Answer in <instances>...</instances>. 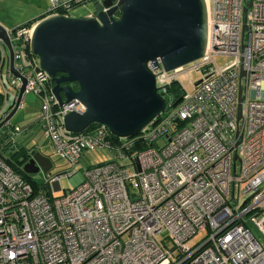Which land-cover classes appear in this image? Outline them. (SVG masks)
I'll list each match as a JSON object with an SVG mask.
<instances>
[{"label":"built area","instance_id":"built-area-1","mask_svg":"<svg viewBox=\"0 0 264 264\" xmlns=\"http://www.w3.org/2000/svg\"><path fill=\"white\" fill-rule=\"evenodd\" d=\"M83 1L48 0L45 13L68 15ZM247 1L205 0L203 54L172 69L149 63L163 97L172 82L183 92L128 137L102 123L67 131L63 115L84 111V103L58 102L28 52L32 24L8 29L23 95L41 97V131L69 166L45 172L36 189L0 154V264H264V0L245 10ZM0 56L14 104L22 80L1 37ZM2 83L0 120L11 108ZM96 148L112 157L70 169ZM126 156L131 169L120 163ZM203 228L205 236L190 243Z\"/></svg>","mask_w":264,"mask_h":264},{"label":"water","instance_id":"water-1","mask_svg":"<svg viewBox=\"0 0 264 264\" xmlns=\"http://www.w3.org/2000/svg\"><path fill=\"white\" fill-rule=\"evenodd\" d=\"M250 4L248 0L244 9ZM95 5L92 13L81 16L44 12L33 23L29 47L53 79L58 102L77 98L86 107L63 115L67 131L81 132L102 123L114 135L128 137L166 106L149 63L172 69L203 54L207 6L205 0H97ZM0 37L12 72L22 80L13 107L10 103L9 113L0 120L1 128L17 111L25 77L13 67L8 28L1 22ZM52 164L50 156L35 150L22 170L47 172Z\"/></svg>","mask_w":264,"mask_h":264},{"label":"rangeland","instance_id":"rangeland-1","mask_svg":"<svg viewBox=\"0 0 264 264\" xmlns=\"http://www.w3.org/2000/svg\"><path fill=\"white\" fill-rule=\"evenodd\" d=\"M42 1V4H45L46 0ZM34 3L35 2L31 4L30 0H0V21L4 25H7L10 29L14 24L18 23L19 25L20 22L26 20H28L29 23L33 25L35 19H31V17L34 12ZM48 3L49 2L47 0V4ZM40 7L42 8V6ZM74 7L76 6L72 7V12ZM77 7H82L79 11L86 13L90 10L93 11L94 3H91V1H86L77 5ZM215 59L218 63H222L224 62L225 57L221 54H218L215 55ZM182 79L185 84L188 82L187 76H182ZM2 80L6 81L5 83L7 87L10 86L6 76V63H4L2 68L0 69V91H3L4 93L5 91ZM160 82V78H157V83L160 84ZM187 89L192 90L193 85H187ZM7 95L8 102L11 103L12 89L8 90ZM166 97L169 103L173 101V96H171V94L166 95ZM41 107L42 99L39 95L34 92H28L27 94H25L22 107L18 108L10 118V123L15 125L16 127V130H10V133H12L11 136L16 142L25 144L27 146L33 145L35 150H39L43 154L50 156L53 164L48 172L53 174L69 166V164L54 151L53 143L49 137L42 133L40 123H38L37 121L35 124H32L37 120ZM4 126L5 124L2 126V129H5ZM111 157L112 155L107 148H96L90 151L83 150L81 152L80 161L75 163L70 169L78 171L79 168H81L83 165L108 160ZM120 163L129 164L130 169L133 167L130 156H126L124 159H120ZM32 174L34 176V179H36L37 181H42L43 179H45L46 173L42 170V168H40L39 170L32 172ZM60 181L61 185L65 188L70 187L73 184L70 180V177L68 176H63ZM62 191L63 190L61 188L53 187L54 196L61 195ZM206 232V228L198 230L196 234L190 239V243H196L201 240L205 236ZM158 236L159 238H162L164 236V233L159 234Z\"/></svg>","mask_w":264,"mask_h":264},{"label":"trees","instance_id":"trees-1","mask_svg":"<svg viewBox=\"0 0 264 264\" xmlns=\"http://www.w3.org/2000/svg\"><path fill=\"white\" fill-rule=\"evenodd\" d=\"M21 24L31 25L29 21ZM28 52L31 54V56H34L35 61L37 62L38 61L37 55L32 54L30 50H28ZM0 62H1V56H0ZM2 82L5 83L6 81L3 80ZM47 84L50 87L53 86L54 82L51 77L48 78ZM69 84L72 85V87L74 88L77 87L76 82H69ZM4 85L6 89L8 90L11 89V86L7 87L6 83ZM182 92H183L182 88L176 82L170 83L166 91L167 94H165L164 97L167 100L168 105L176 103V101H178L181 98ZM2 93L3 91H0V99L2 97ZM168 94H171V96H173V101L170 103L166 97V95ZM0 105H1V101H0ZM36 122L37 120L34 121L32 124H35ZM95 124L96 123H92L86 129H90ZM4 128L5 129H2V127L0 128V154L4 156L5 159L14 167V169L18 171L26 180H29L36 189H40L41 186L38 184L39 182L36 179H34L33 174L27 173L22 170V165L28 160L30 155L35 151L34 146L33 145L27 146L25 144L16 142L12 138L11 136L12 133H10V130H13V124L5 125Z\"/></svg>","mask_w":264,"mask_h":264},{"label":"crops","instance_id":"crops-1","mask_svg":"<svg viewBox=\"0 0 264 264\" xmlns=\"http://www.w3.org/2000/svg\"><path fill=\"white\" fill-rule=\"evenodd\" d=\"M24 1V0H23ZM45 1V0H44ZM86 1H91V3L93 2L94 3V5L97 3V0H86ZM86 1H83V2H80V3H77V4H75L74 6H76V7H74L73 8V12H72V7L70 8V10L68 11V14L69 15H71V16H81V15H84V14H90V13H92V11L90 10V11H88V12H86V13H84V12H82V11H79L82 7H77V5H79V4H81V3H84V2H86ZM33 2H35L34 4H35V6H34V9H33V15H32V17H31V19H38L41 15H43L44 14V12H45V10H46V4H47V0H46V2H45V4H42L43 3V1L42 0H34V1H32V0H30V3L31 4H33ZM40 6H42V8L40 7ZM31 19H29V20H31ZM28 20H26V21H23V22H20L19 24H21V23H25V22H27ZM1 22V21H0ZM2 23V22H1ZM3 24V23H2ZM4 25V24H3ZM18 25V23L17 24H14L13 25V27H15V26H17ZM8 29H10L7 25H5ZM12 28V27H11Z\"/></svg>","mask_w":264,"mask_h":264},{"label":"flooded vegetation","instance_id":"flooded-vegetation-1","mask_svg":"<svg viewBox=\"0 0 264 264\" xmlns=\"http://www.w3.org/2000/svg\"><path fill=\"white\" fill-rule=\"evenodd\" d=\"M26 94H27V93H26ZM24 96H25V94H24L22 97L24 98ZM23 98L21 99V100H22V105H23ZM12 100H14L13 97H12ZM13 105H14V104L12 103V104H11V107H13ZM22 105H21V106L18 105V108L22 107ZM18 108H17V109H18Z\"/></svg>","mask_w":264,"mask_h":264},{"label":"clouds","instance_id":"clouds-1","mask_svg":"<svg viewBox=\"0 0 264 264\" xmlns=\"http://www.w3.org/2000/svg\"><path fill=\"white\" fill-rule=\"evenodd\" d=\"M69 15V14H68Z\"/></svg>","mask_w":264,"mask_h":264}]
</instances>
